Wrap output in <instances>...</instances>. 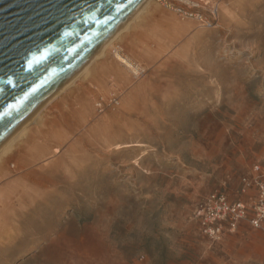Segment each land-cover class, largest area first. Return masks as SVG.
<instances>
[{"label":"rangeland","instance_id":"374dc122","mask_svg":"<svg viewBox=\"0 0 264 264\" xmlns=\"http://www.w3.org/2000/svg\"><path fill=\"white\" fill-rule=\"evenodd\" d=\"M138 19L114 43L137 71L107 52L45 106L36 149L9 151L0 264H264V221L213 242L194 219L211 193L256 197L264 0H153Z\"/></svg>","mask_w":264,"mask_h":264},{"label":"water","instance_id":"95a60500","mask_svg":"<svg viewBox=\"0 0 264 264\" xmlns=\"http://www.w3.org/2000/svg\"><path fill=\"white\" fill-rule=\"evenodd\" d=\"M146 0H0V147Z\"/></svg>","mask_w":264,"mask_h":264},{"label":"built area","instance_id":"2783aa9c","mask_svg":"<svg viewBox=\"0 0 264 264\" xmlns=\"http://www.w3.org/2000/svg\"><path fill=\"white\" fill-rule=\"evenodd\" d=\"M254 176L251 183L243 179V183L256 189L254 200L245 204L240 201L230 202L221 193H211L199 202L194 211L200 234L206 239L217 242L226 233L236 230L239 221L249 217L254 228H259L264 221V171L253 167Z\"/></svg>","mask_w":264,"mask_h":264},{"label":"bare ground","instance_id":"6f19581e","mask_svg":"<svg viewBox=\"0 0 264 264\" xmlns=\"http://www.w3.org/2000/svg\"><path fill=\"white\" fill-rule=\"evenodd\" d=\"M153 0H146V2L140 7V9L134 14V16L124 25L122 26L116 33H114L109 40H107L103 46L99 49V51L57 92L55 93L26 123H24L1 147H0V180L6 175V171L2 168L3 164L7 162V156L9 151L17 145L18 143L23 145L21 148H27L28 153L29 151L33 150L32 148L36 149L35 142L37 140V136L40 135L42 132L40 130H36V127L42 123V112L45 109V106L51 103L53 100L58 98L61 94L66 92L71 86L78 79L86 80L90 75L91 68L94 64L99 62V59L102 61L105 59V54L107 52L114 53L115 61L120 63V66L124 67L129 72L135 73L137 68L133 67L131 63L124 58L122 55L119 54L117 48L114 47L115 41L125 32L130 30L131 24L135 23V21L145 13ZM139 20V19H138ZM138 73V72H137ZM136 75V74H134ZM91 77V76H90ZM99 103L97 102L96 105ZM35 128V129H34ZM30 144V146L26 147L25 145ZM24 146V147H23ZM32 147V148H31ZM19 148V149H21ZM21 152H24L20 156V151L18 153L19 163L20 165L23 164L21 159H24L27 154L24 149ZM35 158V156H34ZM14 167V166H13ZM1 196V194H0Z\"/></svg>","mask_w":264,"mask_h":264}]
</instances>
